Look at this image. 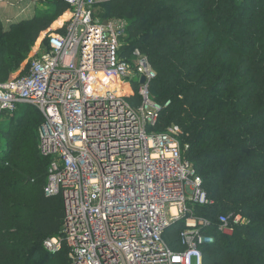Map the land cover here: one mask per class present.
Segmentation results:
<instances>
[{"label": "trees", "instance_id": "16d2710c", "mask_svg": "<svg viewBox=\"0 0 264 264\" xmlns=\"http://www.w3.org/2000/svg\"><path fill=\"white\" fill-rule=\"evenodd\" d=\"M45 2L54 8L49 15L0 32V82L68 9L63 0ZM106 7L102 17L128 21L130 48L156 72L150 90L161 112L153 130L181 127L186 157L214 201L195 208L211 220L203 232L214 237L202 264H264V0H109ZM131 99L141 104L139 95ZM42 122L36 108L25 106L0 123V264H71L62 196L45 193ZM222 215L248 220L224 234ZM182 228L177 222L164 234L176 252L184 249ZM52 237L62 240L58 253L44 247Z\"/></svg>", "mask_w": 264, "mask_h": 264}, {"label": "built area", "instance_id": "2783aa9c", "mask_svg": "<svg viewBox=\"0 0 264 264\" xmlns=\"http://www.w3.org/2000/svg\"><path fill=\"white\" fill-rule=\"evenodd\" d=\"M63 1L67 18L45 33L44 50L24 75L0 82V123L25 106L42 114L45 193L62 196L69 259L202 264L203 248L214 237L203 232L211 220L195 215V208L214 201L186 157L181 127L153 130L161 112L150 90L156 72L140 49L130 48L126 19L97 15V4L109 0ZM136 95L140 105L131 99ZM246 220L222 215L218 229L232 234ZM177 222L183 224L180 252L164 239ZM44 247L58 253L62 240L49 238Z\"/></svg>", "mask_w": 264, "mask_h": 264}, {"label": "rangeland", "instance_id": "374dc122", "mask_svg": "<svg viewBox=\"0 0 264 264\" xmlns=\"http://www.w3.org/2000/svg\"><path fill=\"white\" fill-rule=\"evenodd\" d=\"M106 2L107 1H101L97 4L96 6L97 15L103 16L105 14L107 8ZM53 9L54 8L52 6H49L47 2L45 1L42 2L41 0H37L35 1V3L32 0H0V32L11 30L13 24H19L22 20H25L24 18L28 17V15H30L29 12L31 11H33L32 16L39 17V16L49 15L50 11H53ZM63 16H64L63 14L56 16L55 21H58L59 19L63 18ZM53 26L55 29L56 25ZM55 31L56 30L52 32ZM46 41H47V34L43 38L41 45L36 44L34 45V47H32L30 53L27 56V59L23 62V65L12 73L10 79L22 75L23 71H25L26 73L31 58L44 50V44L46 43ZM134 81L137 82L138 79L136 78L134 79ZM128 83L129 85L133 84L132 81H128ZM8 122H9V117L5 118L2 124L7 125ZM38 136H39V128H38ZM0 146H4V140L3 138H1V136H0ZM247 220L244 222H247ZM70 263L72 264V262Z\"/></svg>", "mask_w": 264, "mask_h": 264}, {"label": "crops", "instance_id": "0c3cea01", "mask_svg": "<svg viewBox=\"0 0 264 264\" xmlns=\"http://www.w3.org/2000/svg\"><path fill=\"white\" fill-rule=\"evenodd\" d=\"M30 13V15H28V17H25L24 19H31V18H33L34 16H32V13H33V11H31V12H29ZM23 65V64H22ZM21 65V66H22Z\"/></svg>", "mask_w": 264, "mask_h": 264}, {"label": "water", "instance_id": "95a60500", "mask_svg": "<svg viewBox=\"0 0 264 264\" xmlns=\"http://www.w3.org/2000/svg\"><path fill=\"white\" fill-rule=\"evenodd\" d=\"M144 81H145V79H144V78H142V80H141V83H144Z\"/></svg>", "mask_w": 264, "mask_h": 264}]
</instances>
